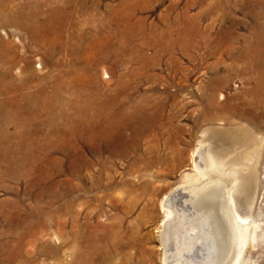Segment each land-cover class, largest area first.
I'll use <instances>...</instances> for the list:
<instances>
[{
    "label": "rangeland",
    "instance_id": "374dc122",
    "mask_svg": "<svg viewBox=\"0 0 264 264\" xmlns=\"http://www.w3.org/2000/svg\"><path fill=\"white\" fill-rule=\"evenodd\" d=\"M3 2L0 264H164L161 202L193 171L202 131L253 128L231 108L264 95L252 69L263 66L264 2ZM211 97L230 104L224 120L198 127ZM95 101L110 102L103 123ZM259 153L253 213L264 223ZM260 239L244 264H264Z\"/></svg>",
    "mask_w": 264,
    "mask_h": 264
},
{
    "label": "bare ground",
    "instance_id": "6f19581e",
    "mask_svg": "<svg viewBox=\"0 0 264 264\" xmlns=\"http://www.w3.org/2000/svg\"><path fill=\"white\" fill-rule=\"evenodd\" d=\"M4 6L7 4L0 0V35L9 37V30L2 23L9 21L11 16L8 12H2ZM58 7L57 4L52 6L48 15L58 16ZM43 11L33 12L26 17L39 19L44 15ZM258 54L263 57L257 63L263 66L252 67L257 82L254 93L264 94V51ZM213 85L216 86L215 83ZM218 97L224 98V93L221 92ZM109 103L101 105L100 101H95V112L99 111L95 113L98 115L96 124L105 121L103 108ZM229 105L216 101L214 97L208 98L204 109L201 108L203 111L199 109L201 116L195 118L196 125L199 127L203 119L223 121L224 110ZM232 107V115L245 119L253 128L242 127L237 133L218 128L202 131L203 138L192 153L193 171L185 173L182 184L161 202L165 213L164 264H244L253 252H258V249L260 252L263 248L259 241L264 233V223L255 216L253 207L258 183L256 158L264 147V134H258L255 130L262 132L264 128L261 125H264V95ZM151 163L145 161L147 166ZM242 195L243 201L240 200ZM243 202L248 209L246 213L242 211Z\"/></svg>",
    "mask_w": 264,
    "mask_h": 264
}]
</instances>
